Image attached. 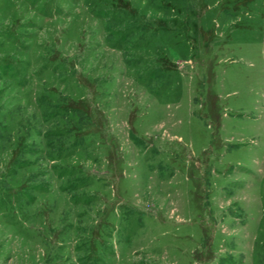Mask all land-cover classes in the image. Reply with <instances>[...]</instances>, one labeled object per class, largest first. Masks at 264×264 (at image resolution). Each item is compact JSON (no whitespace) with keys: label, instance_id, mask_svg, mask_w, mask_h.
I'll list each match as a JSON object with an SVG mask.
<instances>
[{"label":"rangeland","instance_id":"374dc122","mask_svg":"<svg viewBox=\"0 0 264 264\" xmlns=\"http://www.w3.org/2000/svg\"><path fill=\"white\" fill-rule=\"evenodd\" d=\"M0 264H264V0H0Z\"/></svg>","mask_w":264,"mask_h":264},{"label":"bare ground","instance_id":"6f19581e","mask_svg":"<svg viewBox=\"0 0 264 264\" xmlns=\"http://www.w3.org/2000/svg\"><path fill=\"white\" fill-rule=\"evenodd\" d=\"M14 2V1H13ZM69 39V38H68ZM66 45V44H65ZM80 46V45H79ZM87 91V90H86ZM67 95V94H66ZM80 98V97H79ZM34 244V243H33ZM41 244V243H40ZM44 244V243H43ZM52 250V249H51ZM61 258V257H60Z\"/></svg>","mask_w":264,"mask_h":264}]
</instances>
